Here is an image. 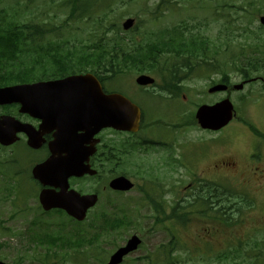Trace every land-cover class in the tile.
<instances>
[{
	"label": "rangeland",
	"instance_id": "374dc122",
	"mask_svg": "<svg viewBox=\"0 0 264 264\" xmlns=\"http://www.w3.org/2000/svg\"><path fill=\"white\" fill-rule=\"evenodd\" d=\"M21 1L22 5L20 6V8H17L20 0H0V9L9 7L8 11L10 13L13 11V16L21 22H29L33 25L42 23L43 26L44 24L50 23L51 25L49 26L54 27V29L50 33L45 32V35L43 36L45 38L43 41H40L39 44L41 46L47 47L54 43L58 45L62 44L63 48H74L73 46L80 47V45H78L80 42V37L85 36L84 38H88L90 32L92 31V27L91 25H89L90 27L88 32H83L84 30H87L89 24L85 22V20H87V18L89 17L88 15L78 19L77 21L75 20L74 22L72 18L68 19L70 16V4L68 3V0H65L62 5L59 4H61L63 0H57L56 5L58 6L51 7L47 13L41 12L44 9V2L47 1L51 5H54L55 2H53V0ZM89 1L90 0H82V3L83 5H87ZM106 1L109 2V0ZM161 1L162 0H135L133 1V3H131V5H128L131 7L126 6L125 9H122V11H125V13H123L121 16H118L114 22L122 26V23L126 18H136L138 26L131 33H136L137 39L140 42L146 43L149 41H156L162 36L166 38L170 37L167 32H170L174 35L177 34L182 30V26L190 21L191 26L189 25L188 30L186 29L184 32L186 36H189L191 33L206 35L217 41L218 45L221 46L220 51L224 52L219 53L216 58V60L220 62L217 68L221 70H227V65L231 66L238 63L237 57H233V55L238 54V56L241 57V49L239 48L240 44L254 43L255 40L250 41V37L246 40V37L244 36L245 29L249 27L250 30L257 32L256 34H258L259 32L258 26H260V22L257 18L258 15L254 16L252 22H248L241 11L240 17H238V13H236V15L234 13L235 18L233 19V22L230 26L224 24L226 20L225 18L218 16L219 12L223 11H221L220 8H217L216 0H193L191 2H188V0H181L180 2L166 0V3L165 5H163L162 10L159 9V4ZM249 1L250 0H229V3L245 4ZM262 1L256 0L257 5L260 6L262 4ZM103 4L104 0H99V5ZM166 4H168L170 7ZM145 5L147 6V11H145ZM191 5H195V9L193 7L189 8V6ZM13 8L17 9L14 11ZM98 12H101V9H98ZM161 13H163L161 17L153 18L156 17L157 14ZM192 18L194 19L191 20ZM193 26L195 27L191 29L190 27ZM163 31L167 32L162 35ZM121 33L125 34L126 32L121 31ZM259 34L263 35V33L261 32H259ZM112 35V32L108 34V36ZM227 36L229 37L230 42L227 40ZM167 56L169 63L170 55ZM163 60H165V57H163ZM221 62L226 63V65H224V68L222 67L223 65ZM231 70H233V72L228 70L230 76H233V80L235 82H240L242 76L240 75L238 68L236 66H233ZM210 72L211 71L209 68L206 69V67H202L199 74L201 77L210 76ZM126 77L127 78L122 77L114 86L117 88L120 87L125 94L137 98L139 86H137L134 82L136 78L135 74L130 73L126 75ZM129 77H132L133 81ZM208 83V78H195L186 82V88L184 92L186 96L188 95L193 97V100L186 97L185 100L188 99L187 102H184L181 99H172L169 94L166 93V113L168 110H176L181 113V117L177 121L179 125L184 124L186 121L192 120L193 116H195L194 111L198 103L195 101H198V94L202 95L201 92H203L204 90L207 91ZM258 86L259 84L257 82H253L246 85L242 90H234V92L228 95V97L234 104L237 115L227 126L222 128L221 130L210 131L201 129L197 125L191 126L185 128L183 132L178 135L176 141L171 140L169 142L170 149L176 152L180 150V159L186 163L183 172L187 174L188 179L193 176V173L196 172V170L193 172L192 164L196 163V161L198 160V149L203 147H208L209 149L212 143L215 144L218 141L236 138L232 142V145L227 146L226 149L229 148V150L233 153H237L240 151H245L248 148V144L241 143V139H243L244 137L252 138L254 145L256 146L254 151L255 154H257L254 158L256 161H259L261 159V155L264 154V96H260L258 94L260 91V88ZM221 95L222 94H207L206 99L208 102L219 101ZM161 111L163 110L161 109ZM170 119H177V115L171 117ZM183 126H186V124ZM242 130H244L245 132ZM19 154L22 164L25 163L26 157L28 156L26 155V149H19ZM2 156L3 153L0 151V159H2ZM167 162L168 159L166 161V183L172 184L176 177L181 178V176L177 172H172V170L168 168ZM240 165L244 166L243 164ZM204 166L203 168L199 169V172L202 173ZM262 168L264 169V163L262 165ZM24 178V180H28V182L25 184V191L27 193L33 194V191L35 190V186L33 184L34 182L29 178L27 173L24 175ZM180 180L181 179H178V181L176 182L179 186L178 195H187V191L185 192L184 187L187 186L186 188H188L189 180L186 181L187 183L180 182ZM230 185L234 190H240L238 186H241L242 183L230 181ZM253 186L256 185L253 184ZM16 187H18V183H16ZM255 191H257L256 193L253 192V194L255 193V198L253 199L255 201L248 208L247 212H245V215L240 219L239 224H241L242 222L243 223L238 226L239 234L243 239L247 241L255 239L256 237L261 241L264 240V188L261 190L257 188ZM11 193L12 192L10 190L0 191V219L4 221L1 222L0 220V227L3 229L8 228V230L10 228V232H0V259L10 264H45V262L41 263L40 260L38 261V258H41V255L39 253L47 251L46 245L31 244L30 246L28 241H26L25 239H21L19 236H15L18 232L16 230H25L26 221L23 220L29 221L32 215L26 212L22 214H15V212L20 211V208L13 207ZM172 198V196L166 194V200H172ZM33 202L35 203V200L31 201V203ZM240 206L241 205L234 209L235 213L233 214L235 218L236 216H242V214L244 213L242 212V214L240 215V212L242 211V208L240 209ZM105 207L107 208V210H111V206H109L106 203L105 198H103L98 206V210L103 211ZM98 210H96L95 212L98 213ZM38 213L40 216H43L40 211ZM216 213L221 215V213ZM50 214L51 215H48L47 217H51V221H55L56 225H65L66 230H75L76 227L80 229L83 228L84 230H90L87 224L84 225V223L79 224L73 222L67 216L62 215L61 213L53 212ZM153 219L154 217L150 216L147 221L152 222ZM94 220V215H90L89 220H87L86 223H91ZM208 223V221L202 223V221L200 220L194 222L193 224H189L190 227L186 229L187 231L178 230L177 235H181L180 238L182 242H187L190 248L175 250L174 258L175 260H178L176 261L177 264H218L216 262H209L207 259L205 260L201 259L200 257H196V254L199 255L201 252L206 253L209 250H206L205 246H203L202 250L200 249L203 240L210 239L207 238L210 236L209 231H207V227L209 226ZM152 224L153 223L150 224L151 227L149 230H145L144 247L134 253L130 258H128L126 264H152L150 263L152 262V260L149 261V259H147L150 254L155 257V261L153 260L154 264H172L166 256L160 254L162 247L166 246V244H168L172 240L171 232L167 228L155 229L154 227H152ZM237 224L238 223L231 224L227 227H229L231 230H234ZM131 226L132 224L126 225L118 230H112L110 235L105 234L104 236H102L99 242L100 247H103L104 251L108 250V252L114 250V248H116L118 245H121V239H123L124 237L127 238L131 233L133 229L131 228ZM154 226H156V222ZM221 226H223L222 222L217 221L214 223V225H212L211 228L212 230H214V232L219 233ZM33 228L35 229L37 227L34 226ZM55 228L53 227L54 230ZM261 234H263L262 238L260 237ZM224 238L225 234L222 233H219L218 237H216L219 242ZM237 239H239V237H227L225 240L226 242H237ZM55 241H58L54 248L59 253V257H65L66 252L73 253V250L69 248H63V241L60 240V236H56L54 242ZM32 242L34 243V239H32ZM95 244H98V241L94 240L93 245ZM83 246L85 247V245ZM84 247L81 250H86V248ZM87 253L88 255L80 257L82 259L81 264H86L88 260V264H99L98 260H96L99 258L95 257L94 252ZM70 256H73V254L68 256L66 255L68 261H56L55 264H72L70 262L72 261ZM20 257H23V260L18 263ZM262 264H264V260L262 261Z\"/></svg>",
	"mask_w": 264,
	"mask_h": 264
},
{
	"label": "flooded vegetation",
	"instance_id": "af4514ba",
	"mask_svg": "<svg viewBox=\"0 0 264 264\" xmlns=\"http://www.w3.org/2000/svg\"><path fill=\"white\" fill-rule=\"evenodd\" d=\"M244 75L241 74L244 87L257 82L260 88L258 94L264 96V63L259 64L253 72H248ZM222 77L224 76L222 75ZM225 79L229 89L224 93L230 94L234 92V84H232L230 75H226ZM38 81H42V79H32L24 76L20 83ZM100 83L106 93L108 89L105 79L100 80ZM84 85L86 84L84 83ZM139 88L141 89H139V92L142 102L139 100L134 101L142 107L140 130L133 134L125 132L131 137L132 144L122 142L123 132H116L107 128H96L94 120H83L89 108V103L85 98L86 86L83 85L72 87L71 89L62 88V91L70 92V99L63 98L54 101L40 91L30 97L34 98L35 101L28 102L30 94L28 95L24 92L21 95L20 103L0 104V117H14L22 124L29 125L30 129L35 132L41 133L44 139L40 146L32 147L28 144V133L23 130L18 133L19 140L15 143L7 146L0 144V151L3 153L2 159H0V176L5 181H18V195L15 197L17 200L14 203L20 208V211L15 212V214H22L27 211L33 212L40 219L44 218L42 220L44 222V220H48L47 216L51 215L50 213L57 212L67 216L73 222L75 221L64 209L52 208L44 210L40 202L42 191L51 187L42 186L43 183L33 174V169L36 165H40L51 158L55 159L56 156L60 157V161H70L74 157L76 161H85L82 164L83 166H89L87 173L70 177L68 190H76L81 195L97 194L99 202L105 198L106 203L111 206V210H107L105 207L103 211L98 210V207H94L88 211V214L96 213V210L99 211V214H107L106 216L110 214L119 216L124 212H132L136 216V221L138 219L147 220L145 215L155 210L154 197L163 195L166 201V88L162 89L161 87L153 86ZM50 92L51 98L56 99L57 93ZM71 92L81 94L72 96ZM146 106L152 109L164 107V113L159 116L153 111V114L148 115ZM47 119L50 122L49 127H45ZM108 136L114 138V140L109 141ZM247 139L246 143L250 145L249 149H255L256 146L252 143V140L249 137ZM56 147L62 149L58 155L54 152ZM127 147H132V173L128 171L125 173L135 186L128 192L115 191L109 188L108 182L113 177L123 174V165L125 163L124 148ZM72 148H76V152L72 153L70 151ZM19 149H26V155H28L23 164L20 159ZM256 155L251 151H244L240 152L237 158H231L233 159L232 161L226 162L222 160V163L234 165L235 168V165L237 163L241 164L242 160L249 172L248 177L244 175L242 178L244 179L243 182L246 185L251 182L264 184V169L261 162L263 158L259 160L260 162L256 161L254 158ZM240 158L242 159L240 160ZM87 159H89L88 162L86 161ZM145 165H147L146 168ZM90 167L95 171L94 174L91 173ZM235 169L239 173L242 172L240 167ZM26 173L34 182L35 190L33 191V196H28L25 191V184L28 182V180H24ZM160 174L163 176L162 180L160 179ZM211 182H213V179ZM160 188H162L163 194ZM27 196L28 199L35 200V203H31V205L35 206L36 204L37 208L28 207L26 203L28 200ZM39 211L43 216L39 215ZM34 222L35 220L25 223V230H31L34 226L47 229L49 225L48 223L42 226L41 223Z\"/></svg>",
	"mask_w": 264,
	"mask_h": 264
},
{
	"label": "trees",
	"instance_id": "16d2710c",
	"mask_svg": "<svg viewBox=\"0 0 264 264\" xmlns=\"http://www.w3.org/2000/svg\"><path fill=\"white\" fill-rule=\"evenodd\" d=\"M132 1L133 0H109V2H107L105 0L103 5H99L97 0H90V3L83 7L81 4H78L77 0H73V15L77 10H80V14L76 17L82 18L88 15L89 22L93 26L89 37L86 38L88 42L84 40L80 41V43H82L81 47L88 48L89 50L79 51L80 53H78V55L76 54L77 51H67L70 53L66 54L58 50V46H55L48 49L46 54L33 56L30 58V61L22 60L20 53L23 51L24 47L34 45L35 41L39 39L38 36H43L45 31L40 29L38 25L29 23L28 25L26 24L24 28H22V26L16 28L18 34L15 33L16 35L10 36V27L0 28V73H12L11 71H16L17 68H12L11 66L27 62L40 63L43 68H46V65H48L47 68L52 66H55V68L58 67L56 69L53 68V70L47 69L45 72L46 74H53V71L55 73V75L53 74L54 76L59 74L60 71L68 74L70 72L79 73L89 69L94 72L103 70L106 74V79L111 80L119 73L125 76L132 73V71H145L148 69L147 66L154 68L159 56L157 52L165 51L171 54H177L179 58L185 55L188 56L185 60L182 59L166 63V80L180 81L194 77L201 69L199 66H201L202 63L207 64L208 61L204 58H208L212 54L214 46H211L208 38L191 37L186 41H180L179 45L172 43V41L167 46L166 43H164L162 48H160L157 45L158 43H148L147 46L144 47L132 37L120 36L118 34L120 25L114 22L116 20L114 13L119 8H124L126 5H129ZM227 5L230 8L237 7L235 3H227ZM98 9H101V12H98ZM121 15L122 13L120 12V14H117V17ZM32 28L33 31L31 32ZM109 32L114 33L112 36H108ZM14 52L15 56L11 54ZM195 57H200L202 63L195 61L193 59ZM4 65L6 67H4ZM8 78L9 77L5 75L0 76L2 80H7ZM178 86L179 85L174 87L171 85L170 87L176 89ZM173 167H176V164H174ZM219 175L221 180L226 179L224 174L220 173ZM170 186L176 190L179 189L177 183ZM227 188L220 185L218 187V193L216 194L215 192H211L210 187L208 191L204 193L199 192L195 195V193L192 192L190 194L191 196L173 194L174 199L170 201L166 200V218L164 220L166 228L171 232L172 236V240L166 244V257L169 261L174 259L172 257L176 249L190 248L187 242H182L180 238L181 235H177L178 230L187 231L186 229L190 227L189 224H193L200 220L202 223L206 221L209 222L207 229L212 227L216 221H224V226L231 225V217L228 219L227 214L237 208L236 205H233L234 203L243 204L244 201L233 195L235 192L231 190L228 191ZM167 189L166 194L168 192ZM217 203V212L221 213V215L216 214V216H214ZM164 220L161 219L162 222ZM161 221L157 219V222ZM226 229L227 227H220L221 232H225ZM71 243L72 242H70V244ZM230 254L232 255L231 251L222 252L219 256V260L226 259ZM81 262L82 259L80 262L74 263L81 264ZM45 264L47 263L45 262Z\"/></svg>",
	"mask_w": 264,
	"mask_h": 264
},
{
	"label": "water",
	"instance_id": "95a60500",
	"mask_svg": "<svg viewBox=\"0 0 264 264\" xmlns=\"http://www.w3.org/2000/svg\"><path fill=\"white\" fill-rule=\"evenodd\" d=\"M262 21L264 22V17H262ZM133 20H128L125 23V28L128 29L132 26ZM89 76H73L70 78H67L66 81H73L77 82V80H83L87 79ZM138 83L140 84H152L154 82V79L148 75H141L137 79ZM57 84V83H55ZM35 86H27L26 88H33ZM239 87H242L240 85ZM22 86H14L10 88L0 89V99L3 101L5 98H14L18 97L20 95ZM225 86H216L211 91H216L220 89H225ZM102 106L99 108V102L93 103L91 102L89 104V109L94 108L96 112H99L101 114L97 115V118H100L103 121V124L106 126H112L116 129H123V130H133L135 131L138 127L139 122V115L140 112L136 108V106L126 97L120 94H113V95H106V97H103L101 100ZM233 117V105L230 102L229 99H226L220 103H217L213 106H202L198 112H197V118L204 128H210V129H220L227 125L229 121ZM4 129L0 128V141L3 143H10L12 141V138L10 135L5 133L3 131ZM10 137V140H9ZM69 168L75 169V164L70 163L68 165ZM111 185L114 188L119 189H130L132 187V184L130 181L124 177L117 178L112 181ZM62 199L61 195H54L51 197H46L45 200L52 201L54 206L60 205L59 201ZM96 197H87L85 199V203H83L78 208L69 205L65 208L79 220H83L86 216L87 209L92 206L95 202ZM141 243V240L134 236L132 237L128 244L119 249L111 258V260L107 264H120L123 261V258L125 255H127L129 252L135 250L138 245ZM0 264H5L0 261Z\"/></svg>",
	"mask_w": 264,
	"mask_h": 264
}]
</instances>
